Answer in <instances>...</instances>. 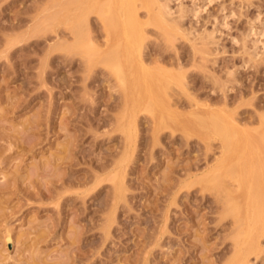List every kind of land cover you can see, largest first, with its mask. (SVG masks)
<instances>
[{
  "label": "rangeland",
  "instance_id": "374dc122",
  "mask_svg": "<svg viewBox=\"0 0 264 264\" xmlns=\"http://www.w3.org/2000/svg\"><path fill=\"white\" fill-rule=\"evenodd\" d=\"M78 1L0 0V264H228L234 219L216 187L193 184L219 142L208 148L186 120L195 105L226 113L260 144L264 0H169L181 30L168 37L147 25L140 49L175 78L157 104H168L169 119L139 110L128 135L116 76L83 55L87 0ZM180 6L187 12L176 23ZM75 22L83 38L72 48ZM89 27L102 45L94 17ZM263 230L246 264H264Z\"/></svg>",
  "mask_w": 264,
  "mask_h": 264
},
{
  "label": "bare ground",
  "instance_id": "6f19581e",
  "mask_svg": "<svg viewBox=\"0 0 264 264\" xmlns=\"http://www.w3.org/2000/svg\"><path fill=\"white\" fill-rule=\"evenodd\" d=\"M56 2L58 3V1ZM83 4H85V2H83ZM86 5L88 39L87 43H84L87 53H83V55L85 54V58H88V63L91 65H94L97 62L106 65L109 70L114 73L120 87L123 89L125 103L126 106H128L126 111L127 117L122 126L126 135H128L135 125V118L137 117L136 113L142 109L149 110L152 114L160 113V120L163 123H166L169 119V116L167 115L168 108H166V106L168 107V104H163V107H158L157 104L160 103L161 100H168L169 94L167 93V88L171 83H174L175 78L171 73H168L161 68L155 69L152 65L147 64L146 61H150L148 58L146 61L143 60L144 57L142 58L140 49L141 41L147 35L145 32L147 25H156L168 35V37H172L173 34L181 30L179 25H173V12L171 11L172 8L170 7L169 0H87ZM179 5H181V3ZM141 10H143L146 15V19L144 20L141 17ZM200 10L197 9L194 10V13L192 11L191 13L196 16ZM74 11H76V9ZM186 12L184 8L180 6L178 8L177 19H175L177 21L175 22L178 23L181 21L182 23ZM78 14H81V12L79 13L78 11ZM86 15L83 17H86ZM258 16L260 17V15ZM92 17H94L100 25L101 31L98 32V34L105 38V42L102 45L97 44L91 39L95 38L89 27ZM82 20L84 21L85 19ZM77 22L73 23V26L71 25L73 30L72 34L76 37V42L72 48H77L78 45L75 46L77 43L82 44L81 37L83 35L81 36V34L83 33L80 32V30L82 31L80 27L81 23L79 26ZM69 29L71 28L69 27ZM213 30L216 31V29ZM254 30L250 29L248 32L249 34L246 35H252L253 37L256 36V30ZM252 32L255 33L252 34ZM262 33L263 30L260 33L261 35H259L263 36L264 33ZM213 34L214 32L208 34L209 39H214ZM168 39L171 40V38ZM254 43L256 44L257 42ZM258 43L261 44V41L259 40ZM259 47L261 46L259 45ZM178 63L180 65L178 64L177 68L182 65L179 61ZM181 82L183 85V81ZM185 94H187V92ZM190 99H192V96ZM197 104H199V102ZM172 105L174 106V104ZM200 109L197 105L194 106L193 110L188 114V119H185L187 121L186 125L200 135L207 147L211 144V141H218L220 152L213 166L209 170L207 169L208 171L204 174L202 173L201 176L198 174L202 179L194 180L193 184L213 185L218 190V199L223 205L225 215L232 216L234 224L237 226V231L234 230L236 231L234 241L238 250L228 264H246L248 259L246 255H243L244 252L248 250H258L259 243L261 242L258 243V241H255L253 236L254 230L257 231L259 229H264V134L261 137L260 144L257 141H251L238 127L233 117L225 115V112V114H222L213 110L202 111ZM186 114L187 113H185V115ZM127 139L125 141H127ZM132 139L134 138L132 137ZM122 167H120V169ZM119 173L113 177L112 181L114 182L116 190L120 191V186H124L120 185V179L118 177ZM195 176H197V174H195ZM116 196L118 197V195ZM9 240L10 238L7 237L6 241L8 242Z\"/></svg>",
  "mask_w": 264,
  "mask_h": 264
}]
</instances>
